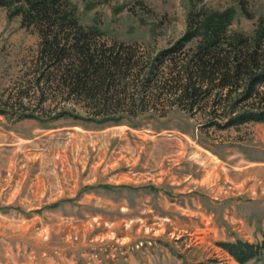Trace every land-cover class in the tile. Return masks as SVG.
Returning <instances> with one entry per match:
<instances>
[{
	"label": "rangeland",
	"instance_id": "374dc122",
	"mask_svg": "<svg viewBox=\"0 0 264 264\" xmlns=\"http://www.w3.org/2000/svg\"><path fill=\"white\" fill-rule=\"evenodd\" d=\"M68 1L102 40L146 53L175 43L191 12L232 9L228 34L248 38L264 19V0ZM8 14L0 6V107L14 106L0 114V264H238L218 243L264 239V122L219 129L165 97L117 123L86 119L82 102L34 87L39 35Z\"/></svg>",
	"mask_w": 264,
	"mask_h": 264
},
{
	"label": "trees",
	"instance_id": "16d2710c",
	"mask_svg": "<svg viewBox=\"0 0 264 264\" xmlns=\"http://www.w3.org/2000/svg\"><path fill=\"white\" fill-rule=\"evenodd\" d=\"M0 6L39 35L34 87L82 102L86 119L117 123L113 114L148 111L165 97L169 107L213 115L209 124L219 129L264 122L263 18L248 38L228 34L232 9L198 17L191 12L175 43L146 53L133 43L102 40L99 28L78 23L68 0H0ZM9 107L4 101L0 114ZM218 246L238 264H264V239Z\"/></svg>",
	"mask_w": 264,
	"mask_h": 264
}]
</instances>
